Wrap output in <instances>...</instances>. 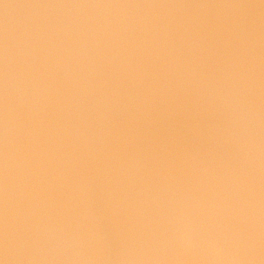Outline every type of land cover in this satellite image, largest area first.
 Segmentation results:
<instances>
[{
  "label": "snow or ice",
  "instance_id": "6c2138e0",
  "mask_svg": "<svg viewBox=\"0 0 264 264\" xmlns=\"http://www.w3.org/2000/svg\"><path fill=\"white\" fill-rule=\"evenodd\" d=\"M0 264H264V0H0Z\"/></svg>",
  "mask_w": 264,
  "mask_h": 264
}]
</instances>
